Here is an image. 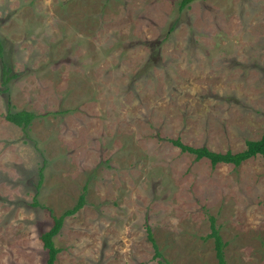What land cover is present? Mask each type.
Segmentation results:
<instances>
[{
	"label": "rangeland",
	"instance_id": "rangeland-1",
	"mask_svg": "<svg viewBox=\"0 0 264 264\" xmlns=\"http://www.w3.org/2000/svg\"><path fill=\"white\" fill-rule=\"evenodd\" d=\"M180 1L0 0V264H45L41 233L83 193L54 264H160L147 226L171 264H217L208 215L227 264H264V157L167 140L261 136L264 0ZM9 109L38 114L26 134Z\"/></svg>",
	"mask_w": 264,
	"mask_h": 264
},
{
	"label": "trees",
	"instance_id": "trees-1",
	"mask_svg": "<svg viewBox=\"0 0 264 264\" xmlns=\"http://www.w3.org/2000/svg\"><path fill=\"white\" fill-rule=\"evenodd\" d=\"M193 0H181L180 1V9H183ZM5 42L4 39L0 36V61H1V78L2 83L7 84L12 78L13 74L10 75L11 67L8 61L5 59ZM38 116L33 111L20 109V110H8L5 114V118L11 123L17 125L21 128L23 133H27L28 127L30 126L33 119ZM169 142H171L174 146L178 147L182 152H188L195 155L196 159L207 158L211 165L214 166L218 163H230L234 166L241 164L243 161L260 155L264 157V129L261 136L257 139H246L244 142V147L236 152L231 150H226L224 152L214 151L209 149L206 146L194 147L188 144L183 143L179 138H168ZM43 180L42 169L39 171V178L36 183V192H38L40 185ZM85 188V187H84ZM36 195V194H35ZM36 202V201H35ZM34 202V203H35ZM84 204V193L80 195L78 201L71 207L66 209L59 216H52V225L51 227L42 232L40 235V239L42 241V245L47 253V258L45 264H54L56 255L59 252V248L55 245L54 237L59 233L63 219L65 216L72 215L76 211H78ZM209 220V228L210 231L204 238H211L213 242L214 254L217 260V264H227L225 257V246L226 242L223 240L219 228L215 222V217L212 215H208ZM146 238L151 243L154 253L153 257L157 259V262L160 264H171L168 261L161 250L158 248L156 240L153 236L152 229L147 226L146 227Z\"/></svg>",
	"mask_w": 264,
	"mask_h": 264
}]
</instances>
